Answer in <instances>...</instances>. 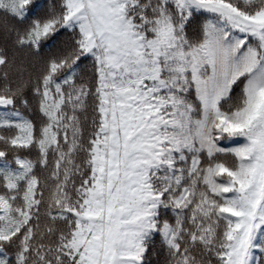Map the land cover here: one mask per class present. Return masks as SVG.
<instances>
[{"label":"snow or ice","instance_id":"snow-or-ice-1","mask_svg":"<svg viewBox=\"0 0 264 264\" xmlns=\"http://www.w3.org/2000/svg\"><path fill=\"white\" fill-rule=\"evenodd\" d=\"M0 264H264V0H0Z\"/></svg>","mask_w":264,"mask_h":264}]
</instances>
